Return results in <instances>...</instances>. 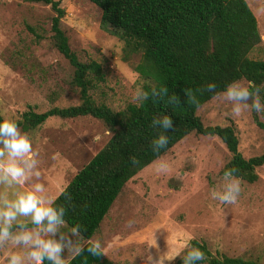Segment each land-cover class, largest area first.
Wrapping results in <instances>:
<instances>
[{"label": "rangeland", "instance_id": "rangeland-1", "mask_svg": "<svg viewBox=\"0 0 264 264\" xmlns=\"http://www.w3.org/2000/svg\"><path fill=\"white\" fill-rule=\"evenodd\" d=\"M54 1L64 9L60 27L69 48L79 61L101 65L103 81L89 95L113 111L135 104L132 94L143 83L134 71L139 53L124 47L117 30L101 24L99 9L87 0ZM244 1L260 37L248 57L264 62V0ZM52 15L45 5L0 0L2 119L14 121L27 110L41 113L79 103L77 91L67 84L71 70L51 43ZM196 116L204 126H230L244 159L264 151V132L255 124L264 125L260 114L248 110L234 117L231 105L211 98ZM21 132L39 153L40 182L51 198L110 136L100 121L87 116L50 117L35 129ZM229 157L217 138L188 134L124 184L89 240L101 242L102 254L111 264H156L161 256L185 250L190 240L203 243L216 258L240 257L264 264V164L256 168L255 182L240 180L236 203L221 204L210 192L221 189ZM161 161L168 165L165 173L158 171ZM14 190L0 186V193ZM0 264H6L3 253Z\"/></svg>", "mask_w": 264, "mask_h": 264}, {"label": "trees", "instance_id": "trees-1", "mask_svg": "<svg viewBox=\"0 0 264 264\" xmlns=\"http://www.w3.org/2000/svg\"><path fill=\"white\" fill-rule=\"evenodd\" d=\"M48 6L51 43L67 62L71 72L67 84L77 91L79 103L51 107L44 112H23L14 120L21 131L33 130L50 117L73 119L90 117L102 123L110 133L106 143L66 183L54 198L55 205L66 208L70 226L79 224L82 235L90 239L124 184L144 167L165 155L190 133L217 138L230 157L223 167L236 169L235 176L246 183L257 179L256 168L264 164V151L244 159L237 151V138L230 126H204L196 111L213 98V93L196 92L198 105L190 103L183 89L216 85L222 92L233 81H254L264 88V62L248 57L259 44L256 21L244 0H87L100 11L101 24L119 32L118 39L133 53H139L134 71L142 78L145 91L166 87L176 94L181 105L166 103L167 96L146 100L141 106L127 104L113 111L96 102L89 91L103 81L101 65L93 60L81 62L69 48L60 20L64 9L54 0H27ZM262 99L264 93L261 94ZM169 116L173 130L165 134L168 145L159 153L151 150V141L161 129H154L156 116ZM0 120H3L0 116ZM264 132V125L255 121ZM136 157L133 165L130 157ZM66 190L71 199L61 192ZM58 197V198H57ZM191 248L200 249L206 259L197 264H262L240 257H213L205 245L190 240L173 264H182ZM45 264H48L45 261ZM69 264H111L103 255L97 258L83 253L69 259Z\"/></svg>", "mask_w": 264, "mask_h": 264}, {"label": "clouds", "instance_id": "clouds-1", "mask_svg": "<svg viewBox=\"0 0 264 264\" xmlns=\"http://www.w3.org/2000/svg\"><path fill=\"white\" fill-rule=\"evenodd\" d=\"M215 90L214 83L197 88L195 92L183 89L188 101L194 105L199 103L196 92H210L217 101L231 105V115L234 117L248 110L264 117V105L261 103L264 88L257 86L254 81H233L222 92ZM157 96H167L168 104L181 105L179 97L174 93L169 94L166 87L152 86L150 91H145L142 85L137 86L131 100L141 106L150 97ZM151 126L162 130L151 141V150L159 153L169 143L165 133L173 130V121L167 115L156 116ZM38 156L29 137L21 132L15 121L8 118L0 120V186L15 189L10 194L0 193V253H3L6 264H45V261L48 264H69V258L74 259L85 251L94 258L102 256L101 242L98 239H86L81 234L79 224H68L65 219L66 208L63 205L54 206L55 199L47 194L45 184L40 182ZM130 162L133 165L139 163L134 156L130 157ZM167 170V163H158L159 172L165 173ZM235 172L234 168L225 170L221 189H212L210 192L211 197L221 204H234L237 201L241 188ZM26 185H31L30 190L21 191ZM61 195L67 200L71 199L66 190ZM183 252L182 247L173 254L161 256L156 264H164L165 260L171 264ZM205 259L200 249L191 248L183 255L182 264H197Z\"/></svg>", "mask_w": 264, "mask_h": 264}]
</instances>
